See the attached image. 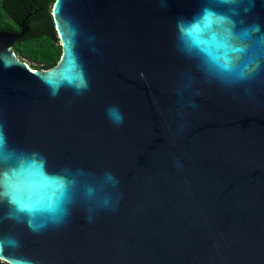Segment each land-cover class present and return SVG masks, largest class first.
Segmentation results:
<instances>
[{
	"label": "water",
	"instance_id": "water-1",
	"mask_svg": "<svg viewBox=\"0 0 264 264\" xmlns=\"http://www.w3.org/2000/svg\"><path fill=\"white\" fill-rule=\"evenodd\" d=\"M208 4L227 7L56 0L63 54L47 69L16 54L29 25L0 30V172L16 169L38 205L17 221L0 198V260L264 264V55L247 79L226 81L181 51L178 20ZM233 7L239 27L264 35V0Z\"/></svg>",
	"mask_w": 264,
	"mask_h": 264
},
{
	"label": "clouds",
	"instance_id": "clouds-1",
	"mask_svg": "<svg viewBox=\"0 0 264 264\" xmlns=\"http://www.w3.org/2000/svg\"><path fill=\"white\" fill-rule=\"evenodd\" d=\"M219 5L227 6L218 10L210 4L203 6L190 19L180 18L177 22L178 43L181 51L196 57L204 69L226 81H240L247 79L260 68L262 42L264 35L257 36L260 32L259 25L239 27L235 17L239 14L233 5L235 0H216ZM77 94L87 90L88 82L81 75L80 82L75 85ZM56 95V92L52 93ZM107 115L113 123H123V114L116 106L107 109ZM6 147V136L3 126L0 125V148ZM107 180L117 183L112 176ZM0 198L5 199L10 205L8 218L19 221L21 216L32 217L36 214L38 205L32 198L28 187L19 179L16 169L0 172ZM63 198V193L53 194L52 204ZM108 203L107 200L104 201ZM66 214V213H65ZM62 215H53L52 223H59ZM44 225H35L31 220L28 227L33 231L39 230ZM16 244L14 240L8 241ZM3 242L0 241V250ZM20 264H31L24 260Z\"/></svg>",
	"mask_w": 264,
	"mask_h": 264
},
{
	"label": "trees",
	"instance_id": "trees-1",
	"mask_svg": "<svg viewBox=\"0 0 264 264\" xmlns=\"http://www.w3.org/2000/svg\"><path fill=\"white\" fill-rule=\"evenodd\" d=\"M0 0V30L23 31L27 34L18 39L15 51L30 61L34 68H51L58 64L63 47L53 17L56 0H14L6 4ZM25 3H24V2ZM0 264H9L0 260Z\"/></svg>",
	"mask_w": 264,
	"mask_h": 264
},
{
	"label": "flooded vegetation",
	"instance_id": "flooded-vegetation-1",
	"mask_svg": "<svg viewBox=\"0 0 264 264\" xmlns=\"http://www.w3.org/2000/svg\"><path fill=\"white\" fill-rule=\"evenodd\" d=\"M24 2V1H23ZM5 3L6 4H11V3H16V2H14V0H6L5 1ZM25 3V2H24ZM16 44V43H15ZM16 54H18L17 52H16Z\"/></svg>",
	"mask_w": 264,
	"mask_h": 264
},
{
	"label": "snow or ice",
	"instance_id": "snow-or-ice-1",
	"mask_svg": "<svg viewBox=\"0 0 264 264\" xmlns=\"http://www.w3.org/2000/svg\"><path fill=\"white\" fill-rule=\"evenodd\" d=\"M69 65H70V68H71V66H72V62L71 61H69Z\"/></svg>",
	"mask_w": 264,
	"mask_h": 264
}]
</instances>
